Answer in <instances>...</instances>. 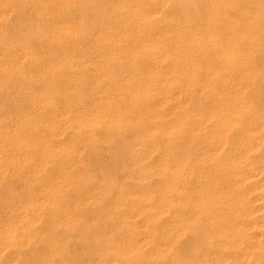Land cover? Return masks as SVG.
I'll return each mask as SVG.
<instances>
[{
    "label": "bare ground",
    "instance_id": "bare-ground-1",
    "mask_svg": "<svg viewBox=\"0 0 264 264\" xmlns=\"http://www.w3.org/2000/svg\"><path fill=\"white\" fill-rule=\"evenodd\" d=\"M128 1L71 74L0 0V264H264V0Z\"/></svg>",
    "mask_w": 264,
    "mask_h": 264
},
{
    "label": "rangeland",
    "instance_id": "rangeland-1",
    "mask_svg": "<svg viewBox=\"0 0 264 264\" xmlns=\"http://www.w3.org/2000/svg\"><path fill=\"white\" fill-rule=\"evenodd\" d=\"M58 3L57 0H54V3ZM41 0H22L20 8H18L17 15L13 17L10 21L11 24L14 22L16 27L11 30L13 32L19 31L23 34H34L36 30L43 38H47L52 35V37H57L60 35V28L67 27L65 26L66 19H70L72 21L80 20L82 22L83 28L80 33H72L74 39L69 44L60 42V45L66 47L67 53L72 58V66H71V74L77 73L82 70H89L91 66H95L96 68H101L105 63L103 57H97L96 55L105 53V45L100 40V37L110 28L113 21V16L116 13V10L119 6H127L129 4L128 0H88L83 3V10L80 11L74 6L69 7L61 18L54 15L53 12L58 10L57 4H51V7L48 9H41ZM20 9V10H19ZM20 12V13H19ZM21 14V16H19ZM164 14V13H163ZM22 18L23 21L26 22V26L22 28L19 25L22 21L18 18ZM160 13H157L151 20L150 24H155L158 21ZM165 16V15H162ZM17 18L19 21L15 20ZM21 27V28H20ZM10 30V31H11ZM56 31V32H53ZM53 33V34H52ZM134 40L129 37L123 40L119 44L118 55L119 57H123L126 50L132 46ZM35 50H39L40 48L46 47L45 39L43 41L38 42L35 38L32 42ZM1 52V51H0ZM0 62L5 61L6 58L3 56V53H0ZM4 60H3V59ZM2 63V62H1ZM66 73V72H65ZM64 73V75H65ZM71 74H69L71 76ZM128 74V69L123 65H118L117 70H115V75L117 77H123ZM67 75V74H66ZM65 75V77H66ZM84 90L90 91L92 89V82H89L85 85ZM11 90V87L9 88ZM8 89V90H9ZM9 90V91H10ZM8 91V92H9ZM11 93V91H10ZM9 93V94H10ZM4 95H7L4 93ZM15 98L18 101L21 99L19 96ZM22 101V100H21ZM20 101V103H21ZM198 100L196 97L192 98V102L196 103ZM24 104V103H23ZM101 153H108L107 150L101 149ZM177 157V156H175ZM107 162H111V160H107ZM9 186L13 187L17 190V182L16 180L10 181ZM9 252L6 249L3 252L2 260H5L9 257Z\"/></svg>",
    "mask_w": 264,
    "mask_h": 264
}]
</instances>
